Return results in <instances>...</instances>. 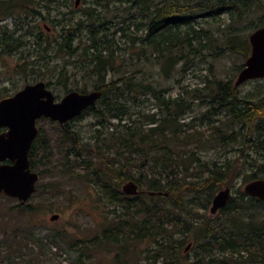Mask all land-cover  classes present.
<instances>
[{
  "label": "trees",
  "instance_id": "trees-1",
  "mask_svg": "<svg viewBox=\"0 0 264 264\" xmlns=\"http://www.w3.org/2000/svg\"><path fill=\"white\" fill-rule=\"evenodd\" d=\"M82 2L85 4L84 13L77 17L75 12ZM54 9L56 15L61 16L60 19H53L59 25L60 35L54 43L48 40L40 52L54 50L55 54L73 57L74 76L94 78V87L103 91L94 104L61 124V129L72 135L73 145L66 156L81 158L88 167L94 164L93 173L106 185L113 183V195L118 200L127 201V208L135 209L141 215L132 223L134 236L153 235L163 239L160 251L167 257L166 264H172L175 259L169 247H182L191 226L196 223L198 235L189 242V247V243L185 246L184 251L193 246L202 250L196 252L195 260L189 264H264V199L244 191L237 196L231 195L215 216L189 221L185 229H170L161 225L166 216L167 219L181 218L180 212L186 207L188 196L193 191L201 195L208 205L215 191L235 170L233 159L225 163L202 160L209 170L208 174L195 181L189 180L187 174L192 164L201 160L193 147L185 145L194 138L198 143L197 150L204 148L208 141L231 143L242 139L243 146L253 147L259 154L252 163L253 172L248 181L264 177V92L258 99L242 97L239 85L216 74H213V80H207L209 93L202 95L195 88L194 95L209 97L211 106L207 115L210 119L212 115L223 114L233 124H241L239 129H225L228 126L214 119L215 129L206 141L201 134L200 137H192L194 134H190L189 129H166L163 125L166 117L168 121L175 120L192 106L186 103V99L181 103L180 98L183 97H166L163 89L144 79L150 63L153 66L159 64L162 72L170 77L174 70L179 69L176 65L183 62L180 68L186 73L205 58L206 50L215 56L237 53L247 58L251 51L247 30L264 24V0H80L78 5L76 0H0V18L20 11L40 14L41 10L51 13ZM258 12L261 15L256 21L254 15ZM110 19L116 20L114 31L108 25L112 21ZM248 23L252 24L247 26ZM116 34L125 38V47L116 42ZM37 36L41 39L42 33ZM7 37L5 40L1 37V44L11 52L20 36L8 34ZM14 42L16 44L12 46ZM118 56L129 60L128 67L115 66ZM67 64L61 66L60 74H66ZM244 65H238L237 70ZM64 84L66 87L67 83ZM81 91L87 90L83 88ZM190 93V90L185 91L186 95ZM148 95L155 97L160 111H144L142 103ZM130 101L138 106L136 110H132ZM161 111H166L165 118L157 116ZM86 112H92L96 118L92 123L95 149L104 145L112 146L111 149L128 147L132 153H139L138 158L118 165L101 152H98L101 156L98 163L86 158L81 150L76 149L81 139L70 131L76 129L73 120ZM111 118H117L118 124L109 130ZM186 131L189 135L181 134ZM177 143L185 145L186 158H183V153L176 156L172 146ZM35 149L33 144L29 153L31 167L35 166ZM115 179L117 183L134 179L146 190L168 191V194H149L146 191L127 194L118 190ZM16 206L20 212L31 210V205L24 202ZM119 224L120 229L121 222ZM17 238L8 236L2 242L9 239L12 246L13 239ZM241 249L246 254L241 253Z\"/></svg>",
  "mask_w": 264,
  "mask_h": 264
},
{
  "label": "rangeland",
  "instance_id": "rangeland-1",
  "mask_svg": "<svg viewBox=\"0 0 264 264\" xmlns=\"http://www.w3.org/2000/svg\"><path fill=\"white\" fill-rule=\"evenodd\" d=\"M84 5L83 2L79 5L75 12L77 17L83 15ZM56 14L55 9L51 13L41 10L40 14H26L20 11L0 18V98L15 93L27 82L40 79L50 81L48 85L59 99L69 89L80 91L83 88L87 91L95 89L94 78L74 76L73 57L55 54L54 50L40 52L48 40L54 43V39L60 35L59 25H56L53 19H60L61 16ZM260 15L261 12H258L254 19L257 21ZM115 21L113 19L108 24L111 31L117 27ZM252 23H248L247 26ZM252 29L253 27L248 29L247 34ZM39 32L42 33L41 39L37 36ZM8 34L20 36L17 40L19 44L14 46L16 43H12L14 47L11 52L1 44V37L5 40ZM115 40L122 47L126 46L125 38H120L118 34L115 35ZM205 54V58L190 67L186 73L180 68L183 62L178 63L176 67L179 69L174 70L170 77L162 72L159 64L153 66L150 63L144 79L163 89L166 97H183L180 98L181 103L186 99V103L192 106L182 116L179 114L171 121L166 120V111L159 112L157 116L166 117L163 121L166 129H189L190 134H194L192 137L202 135V139L207 141L212 129H215L214 119H218L217 123L221 122L228 126L224 127L225 129H239L241 124H233L230 118L223 114L219 115L220 119L218 115H212L210 119L207 115L211 106L209 97L194 95L193 90L199 89L202 95L208 92L207 80H213V74L227 80L232 79L234 83L239 73L238 65L245 63L246 58L237 53L215 56L208 50ZM128 62L125 56H118L115 66L122 65L126 68ZM64 63H69L65 71L67 75L60 74V68ZM239 88L242 97L258 99L264 92V78L247 80L240 84ZM186 90H190L191 93L186 95ZM130 102L132 110H136L138 106L133 101ZM183 105L185 103L182 107ZM142 106L147 113L160 111L153 95H148ZM95 119L92 112H86L82 117L73 120L76 129L69 130L74 131L76 133L74 136L81 139L76 149L97 163L101 160L98 152L105 153L106 157L115 160L116 165L128 159L133 162L138 158L139 153H132L128 147L111 149L112 146L104 145L101 149H95L96 138L93 136L92 127ZM109 121V130L117 127V118H111ZM37 124L42 130L39 139L43 143L42 148H36L34 151L33 168L41 174L37 181V190L27 201L5 194L0 195V264H166L167 257L160 251L163 239L153 235L142 238L134 236L132 223L141 215L136 213L135 209L127 208L125 205L127 201L118 200L113 195L115 190L113 183L106 185L103 179L97 177L93 173L94 164L88 167L81 158L66 156L68 149L73 145L70 138L72 135H67L64 129H61L59 121L48 117L38 119ZM181 134L189 135L188 131ZM185 145L187 148L193 147L201 159L198 163L192 164L190 173L187 174L189 180L195 181L208 174L209 170L202 160L209 163L212 161L225 163L233 159L235 170L227 176L224 184L215 193L227 186L231 187L233 196L244 191V185L253 172L252 163L259 155L253 147L243 146L242 139L231 143L208 141L204 148L198 150L195 138ZM185 145L177 143L172 146L177 157L179 153H183V158H186ZM125 181L117 183L118 180H114V183L118 184V190L124 192L122 185ZM140 187L146 190L145 186ZM188 197L190 198L186 207L180 212L181 218L167 219L166 216L164 224L161 223L162 227L185 229L189 221L196 222L199 218L216 215L217 212L210 211L213 198L206 205L203 197L194 191ZM20 202L30 204L31 210L20 212V208L16 206ZM54 213H57L58 217L52 219ZM131 213L135 217H132ZM120 222L122 226L119 229ZM197 225L198 223L191 226L187 233L188 239L182 247H169L175 254L172 264H189L195 260L196 252H201L202 248L198 246L184 251L185 246L198 235ZM8 236L18 237L13 239L12 246L9 239L2 242V239L4 238V241ZM241 253L246 254L243 249Z\"/></svg>",
  "mask_w": 264,
  "mask_h": 264
},
{
  "label": "water",
  "instance_id": "water-1",
  "mask_svg": "<svg viewBox=\"0 0 264 264\" xmlns=\"http://www.w3.org/2000/svg\"><path fill=\"white\" fill-rule=\"evenodd\" d=\"M80 0H76V5ZM250 54L239 70L236 86L251 79L264 78V24L249 33ZM101 89L90 91L71 89L60 99L44 79L27 82L11 95L0 98V195L5 194L27 201L37 190L39 173L31 167L29 156L32 143L39 132L38 119L48 117L60 124L80 115L102 95ZM122 190L127 194L146 191L149 194L168 191L143 190L134 179L125 181ZM244 192L264 199V177L247 181ZM231 197V187L215 193L210 211L217 212ZM58 217L54 213L51 218ZM188 244L187 247L190 246Z\"/></svg>",
  "mask_w": 264,
  "mask_h": 264
},
{
  "label": "flooded vegetation",
  "instance_id": "flooded-vegetation-1",
  "mask_svg": "<svg viewBox=\"0 0 264 264\" xmlns=\"http://www.w3.org/2000/svg\"><path fill=\"white\" fill-rule=\"evenodd\" d=\"M4 130H6L5 128H1L0 129V132H2V131H4ZM40 131H42L41 129H39V132H38V134H37V136L35 137V139H34V141H33V143H32V145L34 144L35 145V147L36 148H42V145H43V143L41 142V139H39V133H40ZM44 142V141H43ZM32 169L34 170V171H37L36 169H34L33 167H32ZM38 173H39V179H40V177H41V174H40V172L39 171H37ZM38 179V180H39ZM37 180V181H38ZM37 185V184H36Z\"/></svg>",
  "mask_w": 264,
  "mask_h": 264
}]
</instances>
